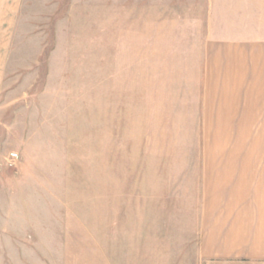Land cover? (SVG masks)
Segmentation results:
<instances>
[{
    "label": "crops",
    "instance_id": "0c3cea01",
    "mask_svg": "<svg viewBox=\"0 0 264 264\" xmlns=\"http://www.w3.org/2000/svg\"><path fill=\"white\" fill-rule=\"evenodd\" d=\"M30 3L0 0V94ZM191 5L201 13L147 16L144 54L135 32V173L112 181L117 205L100 223L61 207L51 237L45 225L29 238L6 232L1 248H23L32 264H264V0Z\"/></svg>",
    "mask_w": 264,
    "mask_h": 264
},
{
    "label": "rangeland",
    "instance_id": "374dc122",
    "mask_svg": "<svg viewBox=\"0 0 264 264\" xmlns=\"http://www.w3.org/2000/svg\"><path fill=\"white\" fill-rule=\"evenodd\" d=\"M193 1L31 0L23 7L0 94V239L6 232L22 239L41 225L51 228L64 206L85 213L78 216L82 221L100 223L104 208L117 205L112 181L116 176L132 180L135 173V32L144 54L147 16L201 13ZM118 82L120 95L112 92ZM125 185L132 190L133 183ZM0 249L5 250L0 264H32L23 248Z\"/></svg>",
    "mask_w": 264,
    "mask_h": 264
}]
</instances>
